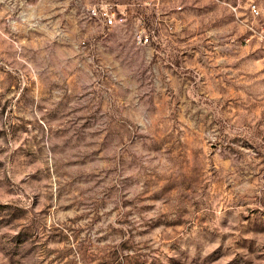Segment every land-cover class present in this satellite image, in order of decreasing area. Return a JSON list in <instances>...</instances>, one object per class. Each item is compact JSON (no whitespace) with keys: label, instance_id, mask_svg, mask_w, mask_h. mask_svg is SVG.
<instances>
[{"label":"rangeland","instance_id":"rangeland-1","mask_svg":"<svg viewBox=\"0 0 264 264\" xmlns=\"http://www.w3.org/2000/svg\"><path fill=\"white\" fill-rule=\"evenodd\" d=\"M99 1L0 0V264H264V0Z\"/></svg>","mask_w":264,"mask_h":264},{"label":"built area","instance_id":"built-area-1","mask_svg":"<svg viewBox=\"0 0 264 264\" xmlns=\"http://www.w3.org/2000/svg\"><path fill=\"white\" fill-rule=\"evenodd\" d=\"M141 6L151 13L153 24L142 30L136 31L135 37L140 44H151L157 38L158 26L163 30L171 31L172 18L169 11H180L182 4L179 0H135L131 3H126L118 0H103L93 3L87 8V14L90 18L96 19L99 23L106 27L122 26L129 20L128 9L132 5ZM249 9L253 13H257L256 4L251 3ZM163 15L169 16L168 19L162 18Z\"/></svg>","mask_w":264,"mask_h":264}]
</instances>
